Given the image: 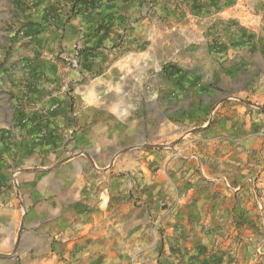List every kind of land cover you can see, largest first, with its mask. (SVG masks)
I'll list each match as a JSON object with an SVG mask.
<instances>
[{
	"label": "rangeland",
	"instance_id": "obj_1",
	"mask_svg": "<svg viewBox=\"0 0 264 264\" xmlns=\"http://www.w3.org/2000/svg\"><path fill=\"white\" fill-rule=\"evenodd\" d=\"M3 14L0 99L13 119L0 161L19 213L0 255L18 252V264H264V0H8ZM134 75L152 122L111 159L137 150L127 171L100 165L93 141L70 150L76 131L52 134V118L34 108L65 96L74 116L76 97L114 90L99 80ZM71 159L88 171L76 212L38 209L70 189L46 173Z\"/></svg>",
	"mask_w": 264,
	"mask_h": 264
},
{
	"label": "crops",
	"instance_id": "obj_2",
	"mask_svg": "<svg viewBox=\"0 0 264 264\" xmlns=\"http://www.w3.org/2000/svg\"><path fill=\"white\" fill-rule=\"evenodd\" d=\"M6 6H8V0H0V12H2V14H0V63L3 60L5 50V47L1 46L2 40L7 39L8 36L4 27L6 16L3 14ZM15 60L18 64L15 70H23L24 61L19 52H15ZM118 71H123L122 66L118 68ZM11 76L12 75L8 76L5 74L4 77H2V82L7 84ZM134 77V83H132L131 79H120L117 81L99 80V86H112L114 90L109 96L99 99L91 95L76 97L74 116H72V107L70 106L72 102L65 96L47 95L41 97V100L38 98V100L35 101L36 105L34 108H36L38 112L40 110L47 111L49 117L52 118L49 125V131L52 132V134L60 136L76 131L75 134L77 133L76 136L78 140L77 142L76 140L73 141L70 150H74L77 144L82 148V143H87L88 140L93 141L95 143L93 149L95 152H99V164L109 165L111 159L117 155L120 149L124 148L129 143L134 144L143 140L145 122H152L151 108L145 106L143 101L145 100L144 96L146 93L138 89V87H141L140 85L143 80L138 79L136 75H134ZM154 101L160 106L157 113L162 112L163 108L165 114L167 109L161 104L160 98L157 97ZM144 113L147 114V116ZM11 119H13V116L10 114L7 105L0 99V138H4L3 141H0V151L8 150L7 145H12V139H9L11 136L6 132V128H8L7 126ZM161 119L162 117L159 120ZM162 121H164L163 126L165 127L167 124V117H165V115ZM3 127H5V130ZM53 140H55L53 144H58L57 138ZM16 141L17 139L15 138V142ZM15 146L18 147L17 142ZM133 152L124 153L116 159V161H112L111 166L119 167L118 169L120 170H128L130 167L134 166V155L141 156V154L137 153V150L134 152L135 154ZM85 163L86 162L81 159H71L55 170L46 173L47 182L66 184L70 189L66 190L64 193L62 192L63 194L58 197V205L55 206V203H53L56 201V197L54 196V198H52L49 196L47 198L49 201L38 204L37 208L43 209L47 207L49 210L54 211H56L55 208L64 209V213L74 214L83 196V192L79 191V188H82V184L86 182L85 176L88 173ZM8 165V160L0 161V198L6 200L3 210L0 212V222L4 221V223H0V251L9 249L11 243L15 239L16 217L19 213L16 194L12 190H8L5 185L6 183L8 184ZM40 173L44 174L41 170ZM110 194L111 193L107 190L99 192L100 209H104V207L107 208L111 197ZM84 195L85 201L86 193H84ZM102 198H104V201L100 204ZM23 240L24 239H21V241ZM18 260V252L13 255H9L8 253L0 255V264H18Z\"/></svg>",
	"mask_w": 264,
	"mask_h": 264
}]
</instances>
